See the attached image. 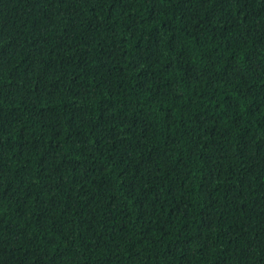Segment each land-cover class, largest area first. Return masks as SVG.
Returning <instances> with one entry per match:
<instances>
[{
    "label": "trees",
    "instance_id": "obj_1",
    "mask_svg": "<svg viewBox=\"0 0 264 264\" xmlns=\"http://www.w3.org/2000/svg\"><path fill=\"white\" fill-rule=\"evenodd\" d=\"M0 264H264V0H0Z\"/></svg>",
    "mask_w": 264,
    "mask_h": 264
}]
</instances>
